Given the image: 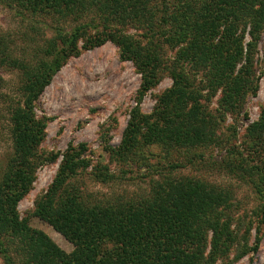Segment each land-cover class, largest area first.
<instances>
[{"label":"trees","instance_id":"16d2710c","mask_svg":"<svg viewBox=\"0 0 264 264\" xmlns=\"http://www.w3.org/2000/svg\"><path fill=\"white\" fill-rule=\"evenodd\" d=\"M1 1L21 15L20 33L14 35L25 44L18 48L13 36L0 30V67H10L19 75L14 95L0 90V99L8 98L4 112L13 149L0 178V256L4 264H216L234 250L236 260L248 253L247 240L244 246L236 247L238 239L225 210L228 200L200 180H154L148 192L129 196L81 194L74 180L79 170L91 165L85 158V144L65 152L53 184L38 198L35 210V216L73 244L72 252L65 253L44 233L30 228L28 220L20 219L17 208L31 191L37 167L58 159V153H41L46 122L36 109L54 73L70 57L80 54L81 39L90 27L76 24L66 33L68 21L97 9L104 30L87 35L82 46L90 49L107 41L118 44L123 59L134 61L141 69L140 96L154 85L162 42L186 44L179 60L204 70L209 87H221V104L235 112L248 93L258 88L255 51L264 27V0H163L155 8L150 4L153 0ZM128 20L148 30L147 44L124 32ZM52 26L53 36L47 38V29ZM242 27L244 32H240ZM247 27L250 40L245 43ZM40 33L42 44L36 37ZM181 75H173V87L160 97L158 115L164 129L159 128V122L152 124L154 130H149L145 139L182 147L189 145L187 139L211 135L220 112L213 115L193 107L184 113L177 104L187 93L181 86ZM140 118L135 109L120 146L112 149L106 145L113 158L127 163L138 156L142 147L139 123L144 121ZM250 132H264V112ZM94 169L99 182L115 179L103 163ZM249 169L254 170V165ZM209 231H213V239L207 254Z\"/></svg>","mask_w":264,"mask_h":264},{"label":"rangeland","instance_id":"374dc122","mask_svg":"<svg viewBox=\"0 0 264 264\" xmlns=\"http://www.w3.org/2000/svg\"><path fill=\"white\" fill-rule=\"evenodd\" d=\"M162 2L153 0L150 4L155 8ZM20 16L17 9L8 7L0 0V30L12 35L18 48L25 45L14 35L21 30ZM42 20L50 22V19ZM73 20L66 23V33L72 32L76 24L87 23L90 26L86 28V36L81 39L80 54L70 57L54 73L36 109L39 116H45L46 122L41 153H58V159L55 162L45 160L35 170L31 191L18 204L20 219L28 220L30 228L44 233L65 253L73 251V244L49 223L35 216V210L38 198L53 184L65 152L71 147L85 144L88 148L85 158L90 160L91 165L79 170L74 180L81 194L93 193L103 198L115 194L129 196L150 190L154 180L172 181L185 177L200 180L228 200L225 210L230 216L231 231L238 239L236 247L244 246V240L248 242L249 252L241 258L236 260L234 250L230 255L220 257L216 264H264V132H250L264 112V27L255 51L258 88L248 93L241 109L232 112L221 104V87H209L204 70L179 60V52L187 47L186 44L173 46L167 41L162 42L159 50L161 62L157 67L154 85L140 96L143 86L141 69L134 61L123 59L118 44L107 41L90 49L82 46L87 35L104 30L105 23L97 9ZM142 28L128 20L124 32L135 35L147 44L148 30ZM249 29L247 27L245 30V43L250 40ZM53 32V26L48 27L45 35L50 38ZM240 32H244V27ZM42 35H36L41 44ZM178 72L182 74L181 86L187 92L185 97L177 100L178 107L185 109L184 113L193 107L213 115L220 112L217 124L211 126V131L207 130L211 135L203 137L202 134L194 141L187 139L189 145L182 147L144 138L149 130H154L152 124L159 122V128L164 129L158 115L160 97L173 87V75ZM18 85V72L1 66L0 90L12 96ZM5 101L8 102V98L0 99V178L13 152L8 119L4 112ZM135 109L139 110L140 119L144 120L139 123L142 147L137 157L124 163L113 158L106 145L112 149L120 146ZM176 116L174 114L173 120L177 122ZM142 161L148 165L141 164ZM100 163L107 167L115 179L103 183L94 178V168ZM249 165H254L255 169H249ZM258 237H261L260 242ZM212 239L213 231H209L207 254L211 252ZM257 245L258 249H255ZM0 264H4L1 256Z\"/></svg>","mask_w":264,"mask_h":264}]
</instances>
